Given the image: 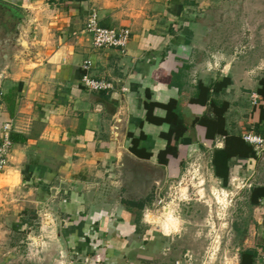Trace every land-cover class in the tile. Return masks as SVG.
Wrapping results in <instances>:
<instances>
[{
    "label": "crops",
    "instance_id": "crops-1",
    "mask_svg": "<svg viewBox=\"0 0 264 264\" xmlns=\"http://www.w3.org/2000/svg\"><path fill=\"white\" fill-rule=\"evenodd\" d=\"M91 11L101 27L130 30L124 51L92 47L84 31ZM235 18L242 26L223 34L221 20ZM254 20L264 22V0H0V27L17 23L21 38L0 36V131L8 125L13 137L0 172V264H186L170 208L159 227L140 213L155 168L171 181L190 160L219 187L238 186L232 264H264V144L244 139L264 140V26ZM85 62L109 89L83 87ZM223 79L227 87L214 90ZM148 109L151 120L170 109L179 125L205 121L160 164L159 133L169 127L146 120ZM140 133L147 160L130 152ZM144 164L151 176L139 187ZM146 198L140 210L122 203Z\"/></svg>",
    "mask_w": 264,
    "mask_h": 264
},
{
    "label": "rangeland",
    "instance_id": "rangeland-1",
    "mask_svg": "<svg viewBox=\"0 0 264 264\" xmlns=\"http://www.w3.org/2000/svg\"><path fill=\"white\" fill-rule=\"evenodd\" d=\"M231 4L239 9L233 1ZM219 11L226 12L227 10L222 8ZM197 13V10L196 12L192 11L190 16L195 17ZM236 18L231 23H229L230 20H221L223 24H226L222 26L223 34L227 33L228 36L231 33L233 22L235 28L242 26L240 20H244ZM249 24L253 27L264 26V22L259 20L249 21ZM231 39L232 36L229 38L231 48L237 46V41L232 42ZM198 162L187 161L177 178L171 181L165 180L160 169L155 168L153 175L156 185L154 184L149 192V196L152 198L147 208L140 214L145 216L149 222L158 220L155 223L159 227V225L167 224L164 209L170 208L171 216L180 221V233L182 239L186 240V243L185 240L182 242L184 244L182 249L185 245L187 248L183 253L187 251L190 256L186 264H232L233 241L230 236V225L233 219L234 200L240 197L239 190L235 188L238 186L235 184L229 189L219 187L209 178L205 165H200ZM147 171L148 168L145 167V164L137 167L136 172H139L140 176L139 187L141 183L148 186L146 177L147 175L151 176V172ZM133 177V174H130L126 178L131 180ZM108 179H106V183L113 185L114 178ZM134 185L135 182L131 187L128 186V189L135 190ZM137 191L138 194H144L142 189ZM156 234L161 236L159 229Z\"/></svg>",
    "mask_w": 264,
    "mask_h": 264
},
{
    "label": "built area",
    "instance_id": "built-area-1",
    "mask_svg": "<svg viewBox=\"0 0 264 264\" xmlns=\"http://www.w3.org/2000/svg\"><path fill=\"white\" fill-rule=\"evenodd\" d=\"M84 31L89 34L92 47L95 49L112 48L124 51L130 40L131 32L127 28H104L99 25L98 18L94 11L87 16ZM81 83L89 91H102L110 88V85L102 80H95L90 78L87 73L89 71V64L83 63L81 65ZM10 127L4 125L0 131V172H2L8 163V156L11 150L12 142L10 140ZM244 139L256 146L260 147L264 144V140L257 136L247 134ZM264 260V257H262Z\"/></svg>",
    "mask_w": 264,
    "mask_h": 264
},
{
    "label": "trees",
    "instance_id": "trees-1",
    "mask_svg": "<svg viewBox=\"0 0 264 264\" xmlns=\"http://www.w3.org/2000/svg\"><path fill=\"white\" fill-rule=\"evenodd\" d=\"M260 84L264 83V77H262L260 79ZM229 84V80L228 79H223L222 81L219 82H215L213 84V89L215 90H221L227 87V85ZM226 103H222L219 106V109L223 112V110L226 108ZM169 107V106H168ZM167 107V108H168ZM165 107V109H167ZM147 116H146V120L150 119L149 116V109L147 110ZM178 117L177 114H175V112L170 111V109H168L167 111V115L163 118V119H150L151 122H153L154 124H166L168 125L169 129L166 132H161L159 133V137L163 140H165L166 142V146L159 150L156 153V161L160 164H166L168 157H172V158H176L177 157V148H178V144L182 143V139L184 136V132L187 131V128L189 126H194L196 124H203L204 123V119L201 118H194L193 120H191L190 125L181 123V125H179V121H177ZM217 119L219 120V123H221V121H223L222 119V113L219 112L217 114ZM131 137V135H130ZM147 139V137L143 134L140 133L138 137H131V147H130V152L132 154H134L135 156H137L140 159H150L152 157V153L148 152L147 147L146 146H142L139 145L138 147V143H143V140L145 141ZM10 140L12 142L13 137L12 135H10ZM147 199L144 200H139V201H122V203L128 207V208H136L138 210L143 208V205L145 202H147Z\"/></svg>",
    "mask_w": 264,
    "mask_h": 264
},
{
    "label": "water",
    "instance_id": "water-1",
    "mask_svg": "<svg viewBox=\"0 0 264 264\" xmlns=\"http://www.w3.org/2000/svg\"><path fill=\"white\" fill-rule=\"evenodd\" d=\"M2 7V6H1ZM2 9L6 10L7 14L12 18V19H18V22H21V19H19V17H17L12 10L7 9L6 7H2ZM22 21H24V19L22 18ZM24 26V24H23ZM0 36L2 37V39L5 42H13L16 43L18 41L21 42V38H20V29L17 23H14L13 25H10L9 27H0ZM24 45V44H22Z\"/></svg>",
    "mask_w": 264,
    "mask_h": 264
}]
</instances>
